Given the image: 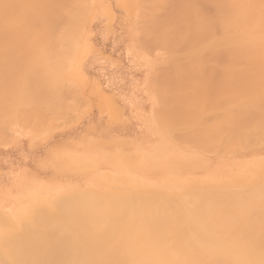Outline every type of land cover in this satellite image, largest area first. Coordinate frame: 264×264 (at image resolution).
<instances>
[{"label": "rangeland", "instance_id": "obj_1", "mask_svg": "<svg viewBox=\"0 0 264 264\" xmlns=\"http://www.w3.org/2000/svg\"><path fill=\"white\" fill-rule=\"evenodd\" d=\"M50 1L58 36L0 34V160L11 161H0V214L45 208L39 223L66 258L91 249L94 208L125 216L168 199L148 197L146 177L236 194L234 178L263 172L264 153L232 154L264 148V58L220 61L205 45V18L236 0Z\"/></svg>", "mask_w": 264, "mask_h": 264}, {"label": "bare ground", "instance_id": "obj_2", "mask_svg": "<svg viewBox=\"0 0 264 264\" xmlns=\"http://www.w3.org/2000/svg\"><path fill=\"white\" fill-rule=\"evenodd\" d=\"M49 1L0 0V34H13L19 30L28 36L34 32L40 35H50L51 32V37L52 34L55 36L54 32L60 26L55 21H60L57 15L61 9L57 5L52 10ZM218 12L219 16H215ZM50 19L55 20L54 23L51 24ZM35 21L38 22L37 29L34 27ZM204 22L207 36L205 45L210 50H220V61L239 62L264 58L237 55L241 52H264V0H236L229 7L222 6L217 12L213 10L212 16L205 18ZM76 26L74 31L79 32L75 31L78 36L87 30L84 27L80 29V25ZM48 42L50 45L52 39ZM8 44L15 45L14 41ZM261 153H264V148L246 147L233 152L232 156L243 158ZM7 159H2L5 163L0 161L7 166L11 162ZM7 168L4 169L6 173L12 170H9L10 166ZM144 181L148 197L153 196L150 194L156 189L159 194L168 195V199L148 201L141 211L125 216L123 212H112L105 207L94 208L93 213L97 217L92 221L96 222L84 231V235L91 241V249L80 250V253L75 251L77 255L72 252L75 255L66 258L55 256L57 252L53 250L54 243L52 245L48 237L52 226L39 223V219L47 216L45 208L26 210L36 215L37 220L32 219L31 224L14 223L25 217L27 221L30 220V212L25 216L26 211L23 212L25 215L22 211H2L0 264H264V211L250 208L264 205V170L253 178L244 175L234 178V182L238 181L240 185L235 187L236 194H231L229 189L223 187L220 191L224 190L225 193L216 194L212 186L205 188L198 184L179 192L170 187H153L149 177L144 178ZM252 184L258 186L250 189ZM129 188L131 192L135 190L133 186ZM98 194L105 197L102 192ZM102 200L106 201L105 198Z\"/></svg>", "mask_w": 264, "mask_h": 264}]
</instances>
